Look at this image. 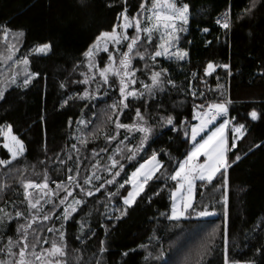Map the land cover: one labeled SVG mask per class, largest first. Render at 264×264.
Wrapping results in <instances>:
<instances>
[{
	"label": "trees",
	"instance_id": "obj_1",
	"mask_svg": "<svg viewBox=\"0 0 264 264\" xmlns=\"http://www.w3.org/2000/svg\"><path fill=\"white\" fill-rule=\"evenodd\" d=\"M142 2L147 7L149 0H0V129L11 126L25 146L22 156L0 165V260L19 259L21 245L12 249L15 255L8 256L9 239H21L24 233L19 226L31 223L28 252L35 244L37 253L64 264H224L226 251L230 264L253 260L264 264V255L256 251L264 249V0H175L178 6H189L186 30L176 42L187 55L183 60L173 56L156 57L155 61L134 56L137 82L129 85V90L135 88L144 95L129 97V106L123 108L117 77L110 75L109 87L103 84L99 71L89 70L90 62L100 69L109 63L110 48L105 53L93 50L91 57L85 53L93 49L102 32H112L120 24L125 7L130 17L137 16L141 22L145 13L140 9ZM225 12L230 14L227 28L216 22ZM128 34L135 35L134 26ZM142 41L140 51L147 48L154 52L161 43L155 34L152 44L143 34ZM45 43L51 45L48 52L36 54V48ZM124 47L121 45L119 55H113L116 66L127 43ZM209 63L214 70L206 75ZM162 69L167 70L162 79L171 80L174 86L166 83L165 91L149 97L143 85H150L152 72ZM33 73L38 75L24 87V78ZM86 78L89 83L83 82ZM85 92L88 96L81 98ZM114 103L118 110L112 113ZM215 103H226L228 109L229 146L234 136L239 137L236 147L228 152L234 163L227 170V184L220 173L212 183L197 181L194 205L198 210L207 207L213 214L170 220L176 186L170 175L192 149L194 116ZM137 108L153 129L143 148L137 147L139 132L115 128L117 116L123 124H135ZM253 111L256 120L251 118ZM108 115L112 122L107 121ZM168 116L173 125L164 123ZM239 125L244 126L242 134L233 131ZM174 126L176 131L171 130ZM107 136L115 139L109 141ZM1 144L0 134V159L10 161ZM129 149L135 152L132 160L127 159L132 155ZM153 153L162 165L156 173L160 179L149 181L127 215L117 221L115 217L125 207L120 194L126 196L129 185L113 198L107 193L117 192L119 184ZM110 156L123 170L113 184L96 192L99 184L112 178L106 170L111 167ZM119 164L112 173L120 170ZM70 175L75 177L72 183ZM89 176L102 179L93 178L91 185H85ZM27 182L47 183L48 187L29 188L26 199ZM77 183L85 190L91 187L94 196L84 195ZM74 199L84 203L72 213L74 218L64 221V209ZM29 200L39 201V211L29 209ZM16 211L24 216L15 217ZM43 215L50 219L43 220ZM61 232L65 233L63 241ZM213 233L211 250L201 259L198 253ZM53 243L64 245L63 257H47L44 250ZM29 259L34 261V257Z\"/></svg>",
	"mask_w": 264,
	"mask_h": 264
},
{
	"label": "snow or ice",
	"instance_id": "obj_2",
	"mask_svg": "<svg viewBox=\"0 0 264 264\" xmlns=\"http://www.w3.org/2000/svg\"><path fill=\"white\" fill-rule=\"evenodd\" d=\"M255 4H253V7ZM140 9L146 13V20L148 21L147 26H142L139 18L137 16H131L128 13L127 7L120 13V17L123 18V23L116 25L113 27L112 32H102L99 37H97V42L103 38L104 40V52H108V43L111 42L112 44L119 46L122 41H127V50L122 52V55L119 59V65L116 66L114 62V57L109 55L108 60L109 63L104 66L102 69L93 63H89V70L96 69L99 71V77L102 80L104 85H108L111 87L109 77L110 75H114L119 80V105L123 108H127L129 104L126 102L129 97H140L143 96V92L137 91L135 88L129 90V85L136 84V69L133 67V59L134 56H139L141 60L147 61L148 58L155 61L156 57H164L166 59H171L173 56L177 60H183L184 57L187 55L186 52L181 51L179 48L173 52L170 49L173 48L176 41L179 40V36L177 33L180 31H185L186 29L183 27L184 25L188 24L189 21V6L188 4H184L183 6H178L175 0H152V5L150 8H147L145 3H141ZM135 27V35L131 37L128 34V30L132 27ZM117 27H119L122 31L117 32ZM223 27L227 28L228 24L224 23ZM163 30L167 33L168 39L163 41L161 44L156 45V50L154 52H150L149 49L145 48L144 51H140L139 48L142 46V34L146 35L147 43L152 44V34L156 31ZM204 31H207L205 29ZM21 35L23 33H20ZM49 43H45L40 46L37 51L39 52H47L50 48ZM93 54V49L89 48L88 52L85 53V56L91 57ZM8 59L11 60L12 56L9 55ZM24 64H27V59L23 60ZM147 68V63L145 64ZM223 67L227 68L228 65H224ZM210 70H214V65L209 63L207 68L205 69V74L208 75ZM167 70H160V71H153L151 74V84L143 85L145 92L149 95V97L155 95L157 91L163 92L165 91V84H173L171 80H163L162 77L166 75ZM36 73L30 74L26 76L23 80V86L27 87L28 84L31 82V79L34 78ZM195 76V73L193 74ZM94 81V77L91 78ZM13 83H16L15 78H13ZM84 83H89V79H85ZM64 85H61L63 87ZM174 86V84H173ZM193 97L196 96V93H192ZM203 93H201V96ZM3 96V93L0 92V97ZM88 93L85 92L84 96L81 98H86ZM64 103H67L65 100ZM197 107L202 108V105H197ZM208 109L209 111H202L199 117L194 116V118H199L200 123L199 125H193L191 127V140L196 141L197 136L205 130L208 124L212 123L217 116L226 115L228 109L226 107V103H215L209 104ZM118 110L117 104L111 105V112L115 113ZM251 118L253 120L257 119V113L255 111L250 113ZM136 117L137 122L133 125H127L120 122L119 116L116 117L115 120V128L117 130L121 128L135 130L141 134L140 141L137 147L143 148L145 142L150 139L152 136V126L149 124L148 120L141 114V110L137 108L136 110ZM108 122H112V115H108L107 117ZM80 123H83L81 121ZM167 125H173V118L168 116L167 119L164 121ZM229 124V120L225 119L222 124L214 131L211 132L207 138L202 139L200 142H197L193 145L191 151L187 153L183 160L178 161L179 166L174 170V172L170 175V179L176 181L175 190L172 192V205H171V214L167 217L170 220L179 221L181 219L191 217L195 215L197 217H206L212 215L213 213L209 212L207 207H204L203 210H198L193 202V185L196 180L200 181H207L208 183H212L215 179L217 173H220L221 176L225 178V184H227V170L231 166L228 152L229 147L227 145L225 139V129ZM243 125H239L234 127L233 131L236 134H242ZM172 131H176L177 129L175 126L171 129ZM0 134H3V129H0ZM187 135V132H185ZM239 138L238 136H234L231 147H236V139ZM109 141L115 139L114 136H107ZM6 140H10L11 143H4V147L8 150L11 155V160H16L17 157L21 156L25 151V146L23 142L18 139L15 135L11 134V126L8 127V133L6 135ZM103 151V149H102ZM132 152V155L127 156L128 160H132L135 152L132 149L128 150ZM121 153L117 150V155ZM203 157V162H200V158ZM240 159L239 156L236 157L238 161ZM109 160L111 161V167L107 168L106 170L112 174L111 179L104 180L103 183L99 184V187L95 188L96 192H99L101 188L105 187V184H113L116 177L120 175V171L123 170V165L119 164L118 160L114 157L110 156ZM11 161L0 159V165H5L10 163ZM63 162V161H61ZM119 164L118 171L112 173V169L116 168ZM150 165V166H149ZM162 167L160 161L157 159V154L153 153L148 161L139 165V167L135 168V171L128 177L127 180L124 181L123 184H119L117 188V192L109 191L107 195L109 198L115 197L119 193V189H123L125 184L131 185V190H127V195H121V199L123 201L124 210L120 213L119 216H116L115 219L119 221L123 216L127 215V209L131 208L136 202L137 197L141 195L145 191V186L148 185L149 181H152L154 178L159 180L160 177L156 176V173ZM71 171V169H69ZM93 178L96 180H101L100 176H89L84 180L85 185H91ZM75 180V177L69 176L68 181L72 183ZM76 187L81 188V192L86 196H94V191L91 187L87 190L80 184H75ZM48 187L47 183H32L27 182L24 184L25 188V197L28 198V189L29 188H44ZM58 187H62V185H58ZM158 194V193H156ZM179 194V195H178ZM68 196L72 195L71 191H68ZM67 200V196L61 200L63 204ZM179 200V204L178 201ZM149 202H151L149 200ZM29 209H37V205L39 201L37 200L33 203L31 200L28 201ZM84 201L82 199H74L72 205H68L64 209V214L62 219L67 221L70 217H72V213L77 211V206L83 204ZM3 210L0 209V212ZM39 211V209H37ZM31 216L32 221H35L36 216L29 213ZM24 216V213L21 211L15 212V217L19 218ZM74 218V217H72ZM2 219V217H0ZM50 217L48 215H43V220L47 221ZM108 219H112V216L109 215ZM103 226V225H102ZM20 229L23 230V236L18 241H13L11 238L9 239L7 253L8 256L15 255L12 249L17 246L21 245L18 256L19 259L17 260H0V264H35V262H39V264H64L61 260L51 261L48 260L44 254L37 253L35 251L36 245H31L33 251L31 253L28 252L29 244L27 242V232L28 229L32 227L31 223L22 224L19 226ZM81 227L83 229V222H81ZM50 232L53 229H48ZM65 233H60L61 241L64 240ZM77 239H81V237H77ZM215 239V233L212 234L210 240L202 245L198 256L203 259L204 255L211 250V241ZM103 241L101 244L103 245ZM227 243V241H226ZM47 254V257H54L60 256L63 257L65 255L64 245H57L53 243L50 249L44 250ZM101 253L104 252V248L101 247ZM261 255H264V249H257L256 250ZM123 255H127V253H123ZM34 257V261L29 259V257ZM99 264V262H98ZM224 264H230V261L227 256V251L225 252V260ZM249 264H256L253 260L249 262Z\"/></svg>",
	"mask_w": 264,
	"mask_h": 264
},
{
	"label": "rangeland",
	"instance_id": "obj_3",
	"mask_svg": "<svg viewBox=\"0 0 264 264\" xmlns=\"http://www.w3.org/2000/svg\"><path fill=\"white\" fill-rule=\"evenodd\" d=\"M151 5H152V0H149V2H148V6H147V8H150L151 7ZM183 6V5H182ZM123 23V18L121 17V19H120V24H122ZM147 24H148V21L146 20V13H144V15L142 16V18H141V25L142 26H147ZM185 26V25H184ZM131 29V28H130ZM122 30L118 27L117 28V32L119 33V32H121ZM182 31H180L179 33H177V35L178 36H180V33H181ZM153 34H155V35H157L158 36V38L159 39H161V43L163 42V41H166L167 39H168V36H167V33H165L163 30H160V31H156V32H154ZM152 34V35H153ZM144 36H146L145 34H143ZM176 42H178V41H176ZM175 42V43H176ZM127 43V41H122V43L119 45V46H116V45H114V44H112L111 42H109L108 43V48H110V50H111V55L113 56V55H119V53H120V47H121V45L124 47L125 46V44ZM161 43H159V44H161ZM179 44V43H178ZM178 44L176 43V44H174V46H173V48L172 49H170L171 51H175L176 50V48H179V46H178ZM104 40H103V38H101V40L99 41V42H97L96 43V45L93 47V50L94 51H98L99 53H105L104 51H103V48H104ZM39 48V47H38ZM38 48H36V51H35V53L36 54H46L47 52H39V51H37V49ZM125 48V47H124ZM6 62L4 61L3 62V64H5ZM2 64V65H3ZM20 67H22L21 65H20ZM23 68V70L24 71H26V69L24 68V67H22ZM199 115L200 114H196L195 116L196 117H199ZM196 120H198V121H200V119L199 118H195ZM8 125H6V126H4L2 129H3V134H1V139H2V147H3V149L8 153V155H9V158H10V161H12L11 160V155H10V153L8 152V150L3 146L4 145V143H11V141L10 140H6V135H7V133H8ZM217 127V126H216ZM215 127V128H216ZM215 128H213V129H215ZM211 127H209V129H208V131H206L203 135H201L200 137H202L203 136V138H201V140L202 139H204L205 137H206V134H208L209 132H211L212 130H213ZM11 134L12 135H14L13 134V132L11 131ZM17 137V136H16ZM199 137V138H200ZM18 138V137H17ZM199 138L198 139H196V141H192L191 140V138H190V144H191V146L193 147V145L195 144V143H197V142H200L201 140H199ZM19 139V138H18ZM230 148H232L231 147V145L229 146ZM233 149V148H232ZM24 154V153H23ZM22 154V155H23ZM21 155V156H22ZM20 157V156H19ZM18 158V157H17ZM200 159H202V162H203V157H201ZM143 163H145V162H143ZM142 164V163H141ZM150 166V165H149ZM139 167V166H138ZM135 171V170H134ZM133 171V172H134ZM132 172V173H133ZM131 173V174H132ZM130 174V175H131ZM129 175V176H130ZM197 181H200V180H196L195 182H194V185H193V199H194V195H195V185H196V182ZM129 185V190H131V185L130 184H128ZM127 195V194H126ZM207 217V216H206ZM206 217H203V218H206ZM199 218H202V217H199ZM45 257H46V255H45Z\"/></svg>",
	"mask_w": 264,
	"mask_h": 264
},
{
	"label": "built area",
	"instance_id": "obj_4",
	"mask_svg": "<svg viewBox=\"0 0 264 264\" xmlns=\"http://www.w3.org/2000/svg\"><path fill=\"white\" fill-rule=\"evenodd\" d=\"M229 21H230V14H229V12L223 13L222 15H220L216 19V22L219 23V24L229 23ZM226 118H227V115L217 116L216 119L212 123H210V124H213V123H215L216 121H218L220 119H226Z\"/></svg>",
	"mask_w": 264,
	"mask_h": 264
},
{
	"label": "crops",
	"instance_id": "obj_5",
	"mask_svg": "<svg viewBox=\"0 0 264 264\" xmlns=\"http://www.w3.org/2000/svg\"><path fill=\"white\" fill-rule=\"evenodd\" d=\"M226 115H227V114H226ZM223 122H224V120H223ZM223 122H222V123H223ZM199 123H200V121L196 120V124H195V125H199ZM222 123H221V124H222ZM219 126H220V125H218L216 128H218ZM209 127H212V124H208V126L205 128V130H204L203 132H201V133L197 136L196 139H198L201 135H203L206 131H208ZM216 128H215V129H216ZM215 129H213L212 131H214ZM212 131H211V132H212ZM211 132H209L208 134H206V137H205V138H207V136L210 135ZM190 138H191V133H190ZM205 138H204V139H205ZM225 139H226L227 145H228V147H229L228 126H227L226 129H225ZM229 149H230V147H229ZM178 195H179V194H178ZM177 202H178V204H179V200H178Z\"/></svg>",
	"mask_w": 264,
	"mask_h": 264
}]
</instances>
